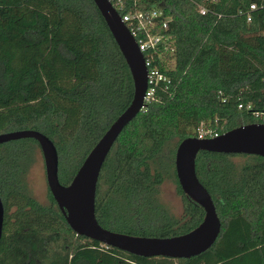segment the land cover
<instances>
[{
	"label": "trees",
	"instance_id": "16d2710c",
	"mask_svg": "<svg viewBox=\"0 0 264 264\" xmlns=\"http://www.w3.org/2000/svg\"><path fill=\"white\" fill-rule=\"evenodd\" d=\"M124 1L157 6L169 17L158 31L170 37L172 50L154 64L171 83L116 139L99 174L95 217L115 232L177 236L204 216L177 181L178 144L195 137L202 122L222 133L254 123L252 112L264 111V0ZM36 77L45 86L38 96L31 92ZM133 92L130 70L93 0H0V133L31 129L47 136L61 184L71 182ZM35 147L31 138L0 144V264H264V158L238 166L231 158L248 155L197 154L196 175L221 230L200 255L171 259L77 235L49 190L45 204L31 194L26 176ZM167 179L181 198L180 217L160 200Z\"/></svg>",
	"mask_w": 264,
	"mask_h": 264
},
{
	"label": "water",
	"instance_id": "95a60500",
	"mask_svg": "<svg viewBox=\"0 0 264 264\" xmlns=\"http://www.w3.org/2000/svg\"><path fill=\"white\" fill-rule=\"evenodd\" d=\"M122 54L133 79V98L114 120L83 160L67 185L58 179V154L54 143L44 134L31 130L0 133V144L31 138L42 153L48 190L67 224L77 234L102 245L142 257L191 258L208 250L217 240L221 222L213 199L196 175V156L200 151L221 154L253 155L264 158V126L242 125L215 138L182 140L174 155L176 178L183 193L204 211L202 221L191 231L172 237H144L103 228L95 217V197L99 174L105 159L122 130L142 111L147 89V68L143 54L109 0H93ZM4 207L0 197V239Z\"/></svg>",
	"mask_w": 264,
	"mask_h": 264
},
{
	"label": "built area",
	"instance_id": "2783aa9c",
	"mask_svg": "<svg viewBox=\"0 0 264 264\" xmlns=\"http://www.w3.org/2000/svg\"><path fill=\"white\" fill-rule=\"evenodd\" d=\"M109 2L119 14L121 21L125 24L129 33L135 39L139 50L143 54L144 63L147 68V89L143 98V110L155 99L157 90H166L171 83L170 77L164 72H161L157 65L154 64V58L156 56L171 49L170 37L158 31L161 30V28L166 29L170 19L169 17H164L163 9L157 6H138L135 4V6L131 8L126 5L124 0H109ZM250 7L253 9L254 5ZM199 12L205 14L206 9L204 7H199ZM247 20H249V17ZM241 106L242 105H239L238 107L241 108ZM250 108L251 107L248 105L247 109ZM252 116L254 123H259L264 126V111L252 112ZM222 133L218 132L210 123L202 122L195 129V138H215Z\"/></svg>",
	"mask_w": 264,
	"mask_h": 264
},
{
	"label": "rangeland",
	"instance_id": "374dc122",
	"mask_svg": "<svg viewBox=\"0 0 264 264\" xmlns=\"http://www.w3.org/2000/svg\"><path fill=\"white\" fill-rule=\"evenodd\" d=\"M170 66L173 65L172 59L168 62ZM44 81L40 77L34 79L33 87L31 92L34 96H38L44 90ZM34 162L29 169L26 180L31 191V194L40 203H47V183L45 177V168L42 153L39 147L34 148L33 152ZM231 161L240 166L243 164H252L256 162V158L253 155H248V157H232ZM159 197L161 202L173 213L175 216L180 217L182 215V201L180 196L176 192L175 183L167 179L159 187Z\"/></svg>",
	"mask_w": 264,
	"mask_h": 264
}]
</instances>
